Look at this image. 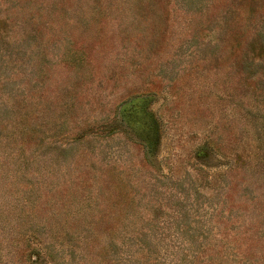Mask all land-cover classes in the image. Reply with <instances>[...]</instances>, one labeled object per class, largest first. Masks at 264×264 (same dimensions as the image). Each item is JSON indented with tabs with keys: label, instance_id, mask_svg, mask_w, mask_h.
Returning <instances> with one entry per match:
<instances>
[{
	"label": "rangeland",
	"instance_id": "rangeland-1",
	"mask_svg": "<svg viewBox=\"0 0 264 264\" xmlns=\"http://www.w3.org/2000/svg\"><path fill=\"white\" fill-rule=\"evenodd\" d=\"M0 264H264V0H0Z\"/></svg>",
	"mask_w": 264,
	"mask_h": 264
}]
</instances>
